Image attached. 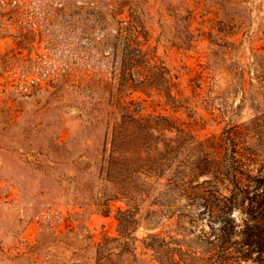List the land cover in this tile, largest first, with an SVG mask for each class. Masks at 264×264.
Here are the masks:
<instances>
[{"label":"rangeland","instance_id":"374dc122","mask_svg":"<svg viewBox=\"0 0 264 264\" xmlns=\"http://www.w3.org/2000/svg\"><path fill=\"white\" fill-rule=\"evenodd\" d=\"M118 1L119 18L141 19L145 48L179 75L173 94L184 107L137 93L144 111L185 122L200 139L223 134L243 154L238 179L200 178L212 206L191 218L176 194L133 199L100 168L116 115L98 81L116 73L104 41ZM232 150L228 142L224 163ZM136 205L161 210L149 232L194 264H264V0H0V264H95L88 236L117 235V208ZM225 211L224 226L215 218Z\"/></svg>","mask_w":264,"mask_h":264},{"label":"trees","instance_id":"16d2710c","mask_svg":"<svg viewBox=\"0 0 264 264\" xmlns=\"http://www.w3.org/2000/svg\"><path fill=\"white\" fill-rule=\"evenodd\" d=\"M125 7L124 1L113 5L110 16L116 23L115 34L104 41V45H110L116 73L113 82L103 83L100 79L97 92L102 97L108 94V104L116 116L105 133L100 168L109 181L132 194L133 199L138 194L150 196L156 191L157 200L162 195L176 194L186 200L182 216L191 218L197 207L206 210L212 206L214 195L204 191L200 178L207 182L211 176L220 179L231 173L238 179V174H244L240 161L243 154L238 143L223 134L200 139L185 122L144 111L142 101L134 97L137 93L159 96L175 110L184 107L183 98L173 94L179 75L145 48L149 35L141 19L132 14L119 18ZM102 19L107 22L106 16ZM201 79L202 75L191 79L195 96L200 93L197 89L201 88ZM228 142L233 150L227 157L230 163L226 164L222 152ZM154 203L158 204L156 200ZM104 205L101 211L109 215V200ZM160 212L158 208H148L140 213V205L118 207L117 235L103 232L98 240L92 234L88 236L95 264H194L188 251L173 245L174 241L162 236L161 231L149 232L162 225ZM228 219L226 211L215 218L224 226ZM140 226L148 231L142 238L135 235Z\"/></svg>","mask_w":264,"mask_h":264}]
</instances>
